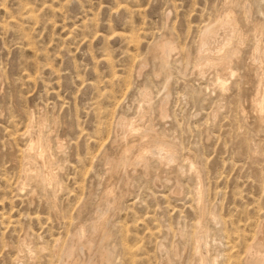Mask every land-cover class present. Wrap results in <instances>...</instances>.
Returning <instances> with one entry per match:
<instances>
[{
  "label": "rangeland",
  "instance_id": "obj_1",
  "mask_svg": "<svg viewBox=\"0 0 264 264\" xmlns=\"http://www.w3.org/2000/svg\"><path fill=\"white\" fill-rule=\"evenodd\" d=\"M229 12L245 40L227 70L208 69L201 39ZM258 28L264 0H0V264H254L264 227ZM162 39L176 45L167 61ZM122 119L152 128L175 160L111 173L138 142L119 136ZM39 134L50 186L27 175ZM99 219L92 246L68 253Z\"/></svg>",
  "mask_w": 264,
  "mask_h": 264
},
{
  "label": "bare ground",
  "instance_id": "obj_2",
  "mask_svg": "<svg viewBox=\"0 0 264 264\" xmlns=\"http://www.w3.org/2000/svg\"><path fill=\"white\" fill-rule=\"evenodd\" d=\"M233 13L229 12L222 19L214 22V24L207 27L206 31L204 32V35L201 39L200 51L204 52V54H207L204 67L208 69L214 68L216 70H227L234 57L239 54V46H242L245 37L241 34V30L239 31L240 24H238V21L232 15ZM256 31L257 34H259V37H257V42L252 53V61L253 65L257 68L256 76H258L259 79V86L257 89V96L253 100V105L255 111L257 112L258 118L260 119V121L264 122V41H262V39L260 38V35L264 31L261 28H258ZM217 42H220V44H217ZM158 43L160 48V57L163 58L164 61H167L169 58V54L171 53V51L175 50L176 45L171 39H162ZM204 54L201 55L200 53L201 56H204ZM200 63L202 64V62ZM206 68H204V70ZM224 85L225 84H222L223 89H225ZM143 95L144 97H148L149 93L144 91ZM163 111L165 110L163 109ZM119 130H121L120 135L118 134L119 136H135L138 138V142L125 148L122 152V157L118 161H111L109 163L110 166H108V168L111 173L117 172L119 168L127 166L126 164L128 163L131 165H146L152 156L157 157L162 163H168L171 161L173 162V160H175L173 155V148L166 145L163 138L156 135L152 128L142 129L141 126L139 127L138 122H125L124 119H122L119 123ZM28 133H31L30 130L28 131ZM26 147L27 155H25L27 156V158L25 159H27L26 164L28 166L27 175H29L30 177H38L46 186L57 183L56 175L52 170V160L50 158L48 144L46 143V140L42 137V135L39 134L35 137L32 135L30 138V143ZM152 147H154V149H152ZM40 163L41 165L39 167H36V171L34 173L31 169V167H33L32 165ZM105 224V219H99L89 226H81L76 233V244L69 247L68 253L76 252V247L81 245L82 247L85 246V244L92 246V244L94 243L93 237L98 234L99 231H102L104 229ZM260 236V239L253 246L254 251L251 255V259L254 264H264V227ZM97 248L100 249L99 247ZM100 252L102 253L103 250H101ZM166 260L167 262L163 261L165 262V264L171 263L168 259ZM195 262H197L195 264H198V262H200L199 264H206L203 256Z\"/></svg>",
  "mask_w": 264,
  "mask_h": 264
}]
</instances>
